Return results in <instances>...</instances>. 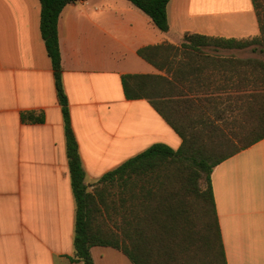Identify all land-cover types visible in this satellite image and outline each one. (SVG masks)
<instances>
[{"label": "crops", "instance_id": "0c3cea01", "mask_svg": "<svg viewBox=\"0 0 264 264\" xmlns=\"http://www.w3.org/2000/svg\"><path fill=\"white\" fill-rule=\"evenodd\" d=\"M169 31L128 0H78L59 20L63 83L92 190L108 172L157 143L181 137L148 99H128L125 75H163L139 50L181 45L187 33L260 34L253 0H171ZM40 0H0V264H82L66 126L41 32ZM43 116L26 122L25 113ZM227 264H264V139L213 170ZM95 264H133L111 247Z\"/></svg>", "mask_w": 264, "mask_h": 264}, {"label": "trees", "instance_id": "16d2710c", "mask_svg": "<svg viewBox=\"0 0 264 264\" xmlns=\"http://www.w3.org/2000/svg\"><path fill=\"white\" fill-rule=\"evenodd\" d=\"M40 1L41 32L64 114L76 201L72 260L95 264L91 249L111 247L122 251L133 264H189L188 260L182 262L181 257L189 253L196 257L197 250L201 251L198 255L211 256L215 264H227L211 176L220 163L264 139V90L251 94L246 121L239 130H231L232 141L225 128L230 123L227 109L216 102V106L211 105L213 113L194 108L206 107L216 100L209 98L213 91L222 92L218 93L221 98L225 91H236L238 85H245L251 60L222 51L243 50L252 45L264 48V4L253 0L260 27L256 37L228 39L187 33L181 45L163 44L139 50L143 59L167 75H125V94L128 99H148L181 137L182 145L174 149L164 143L154 144L106 173L90 191L63 83L59 39L61 13L78 0ZM129 1L161 31H169L167 8L171 0ZM22 118L26 122H43V116L32 112ZM225 146H234V150L225 154ZM203 180L205 185L201 184ZM100 216L108 222L99 223Z\"/></svg>", "mask_w": 264, "mask_h": 264}, {"label": "rangeland", "instance_id": "374dc122", "mask_svg": "<svg viewBox=\"0 0 264 264\" xmlns=\"http://www.w3.org/2000/svg\"><path fill=\"white\" fill-rule=\"evenodd\" d=\"M259 1L260 3L264 4V0H259ZM222 53L227 54V55L234 54L241 59L251 60L250 69H248L247 76L245 77V80H246L245 85L242 87L241 85H238L236 91L234 90H231L230 92L225 91V94H223L221 98L219 97L218 93H222V92L213 91V95H211V97L209 98L216 99V100H214L210 105L206 107L204 106L200 108L195 107L194 110L196 111L208 110L210 111V113H213L215 109L211 105L216 106L215 104L217 103L219 104V107H221L222 109H227V113H228L227 118H229L230 123H229V128L227 127L225 128L227 130V135L229 137V140L232 141L234 135L232 136L231 130L232 129L234 131L239 130L241 128V123L243 121H246L245 112L247 111L248 106L251 102L249 101L251 100L250 98L251 94L254 91L264 90V83H263V80H264L263 69L264 68L262 65L264 64V48L261 45H252L251 47L247 49H243V50H223ZM226 90L228 89L226 88ZM159 106L162 107L164 110H166V108H164L162 104L159 103ZM224 140H226L225 136H224ZM234 140H235V137H234ZM226 143H229V141L227 140ZM233 150H234V146L233 147L225 146V148L223 149V153L229 154ZM201 184L205 185V181L203 180ZM95 186H97V184H95L92 190L90 191H93ZM115 218L118 219V216H115ZM107 222L108 221L106 220V217L104 216L99 217V223L104 224ZM199 252L197 250L196 257H193L192 253H189L185 257L182 256L181 257L182 262H184V260H188L189 264H215L211 256L210 257L204 256L203 253L198 255Z\"/></svg>", "mask_w": 264, "mask_h": 264}]
</instances>
